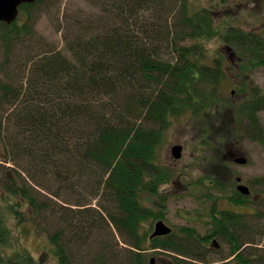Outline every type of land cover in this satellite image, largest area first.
I'll use <instances>...</instances> for the list:
<instances>
[{
  "label": "trees",
  "instance_id": "1",
  "mask_svg": "<svg viewBox=\"0 0 264 264\" xmlns=\"http://www.w3.org/2000/svg\"><path fill=\"white\" fill-rule=\"evenodd\" d=\"M45 1L19 7L22 26L0 23V155L4 164L16 168L8 166L14 174L0 192V264L44 260L37 261L27 249L29 240L43 231L40 221L55 225L47 239L56 264L118 263L111 249L86 245L85 233L94 231L88 219L97 209L87 214L83 203L74 215L70 209H56L35 195L28 179L44 182L40 186L45 191L50 184L66 190L85 184L92 197L106 199L110 207L99 208L124 247L122 264H149L156 254L169 257L168 264H208L211 238L234 256V262L221 264H255V252L249 251L253 226L246 215L218 209L224 196L213 192L224 194L219 181L203 177L210 182L198 184L207 192L197 214L204 212L211 235L183 226L150 240L152 224L164 218L140 197L158 195L171 181L173 171L158 162L157 153L177 117L201 121L198 143L203 146L210 123L229 131L233 121L245 125L251 140L262 141L258 113L264 111V88L242 83L233 95H241L237 105L222 86L232 62L236 76L264 68V35L230 24L222 27L211 9L196 10L188 0H85L89 12L65 17L62 50L27 53L23 72H16V62L6 64L10 48L31 35L27 23ZM209 43L217 46L209 50ZM227 200L233 206L253 204L235 190ZM56 214L57 229L48 220ZM145 222L149 228L144 229ZM67 233L72 239L65 242ZM259 260L264 264V258Z\"/></svg>",
  "mask_w": 264,
  "mask_h": 264
},
{
  "label": "rangeland",
  "instance_id": "2",
  "mask_svg": "<svg viewBox=\"0 0 264 264\" xmlns=\"http://www.w3.org/2000/svg\"><path fill=\"white\" fill-rule=\"evenodd\" d=\"M188 1L196 10L200 8L211 9L222 27L230 24V26L240 27L244 30H254L264 35V0H220L222 3L219 0ZM80 10H85L86 12L91 10L85 0H46L42 10L36 11L37 13L33 16V21L27 23V26H32L31 35L25 36L22 41L15 42L12 49L10 48L12 55L10 54L11 58L10 56L8 57L6 64L16 62L13 65V67L16 66V72H19L20 68V72H23L24 56L27 53L30 56H36L40 52L51 49L62 50V25H66L65 17L72 12H78ZM24 21L25 17L20 13L16 21L17 26H22ZM216 46L217 43H209L206 47L211 50ZM3 50L0 46V66L4 63ZM229 65L228 79L224 81L222 86L225 96H230V90L237 89L244 82L248 85L264 88V68L254 69L251 73H248V76L243 73L236 76L237 65L235 62ZM3 79V71L0 70V82ZM16 83L18 81H15L13 84ZM246 90L245 92H247ZM245 92L242 95H246ZM231 97L232 101H235V104H237L241 95ZM258 119L259 124L263 128L261 142L251 140L245 135V125L243 126V124L240 125L238 122L233 121L229 131L225 130L221 125L212 124V126L210 123L208 129L211 132L207 140V145L203 146L198 143L200 132L198 124L201 121H196L188 115L175 118L170 123L169 128L164 132L157 153L158 162L173 171L171 181L169 184L160 188L161 191H159L158 195L142 194L140 198L155 213L161 214L165 224L170 228L176 230L183 226L195 227L199 234L204 236L206 232H210L211 227L205 223V219L202 217L204 212L202 214L198 213L200 216L197 214L198 210L203 208L204 201L202 195L207 192L202 187L203 182L207 184L210 180L219 181V184H223L222 190L224 194L213 192V194L224 196L217 203L218 209L236 210L237 212L248 214L249 222L253 226L251 238L254 240V244L249 245V251L255 252V255H253V258H256L255 264H262V261L260 262L259 259L264 258V111L258 113ZM173 146L182 147L181 158L178 160L175 159L176 161L171 157V148ZM239 157L246 158L247 164L239 166L229 161L230 159ZM8 166L16 169L12 165L4 164L3 158L0 155V192L4 190L3 185L9 182L7 179L12 178V174H14V170H10ZM228 174L230 175L228 176ZM21 177L25 178V173H22ZM203 177H210V180H200ZM236 177H240L242 184L251 190V200L253 198L254 200L248 209L237 208V206H233L230 202H227V195H231V192L235 190ZM27 183L33 187L35 195L39 199L46 200L50 205L56 207V209L59 206L67 210L70 209L73 215L78 209H82L77 204H86L84 208L90 210L87 214L97 209L98 213L88 219L92 223L94 231L91 232L88 229L85 233L89 236L86 245L89 248L92 247V249H97L99 246H101L100 248L107 247L111 249L115 255L114 258L118 259L117 264H122V249L124 247H122V243L113 225H107L105 219L102 218L103 216L105 217V213L102 208H99V204L106 209L110 207V203L106 199L98 196L92 197V194L90 195L89 189L85 184L83 186L73 187L72 190L63 189L56 184H50L44 186L45 189L48 188L45 191L40 186L44 182L38 184L28 179ZM199 183L202 186H199ZM161 195L165 197V201L163 200V202L161 201ZM1 197L2 195L0 194V201ZM160 206L161 209H159ZM57 217V214L54 217L52 215L48 217L50 222L56 223V229L60 227ZM51 224H48V221H40V228L43 230L42 233H38L27 244V249L37 261L43 257L44 260L38 264H56L51 253L48 252L49 243L47 232L54 230L55 226ZM145 228H149L148 222L144 223ZM70 238L71 234H65V242L70 240ZM22 243L24 244V242ZM73 249H75L74 245ZM42 250L43 252H47V254H43ZM156 255L154 257L157 264H168V260L169 262L171 260L169 257H165L164 254ZM208 258L211 262L208 264L227 262L230 258L229 250L225 245H222L221 250L218 252L212 251Z\"/></svg>",
  "mask_w": 264,
  "mask_h": 264
},
{
  "label": "water",
  "instance_id": "3",
  "mask_svg": "<svg viewBox=\"0 0 264 264\" xmlns=\"http://www.w3.org/2000/svg\"><path fill=\"white\" fill-rule=\"evenodd\" d=\"M37 0H0V22L11 24L14 22L19 13V7L23 4H32ZM233 94V92H232ZM181 146H173L171 148V155L175 159H179L181 156ZM234 162L238 165H245L246 159L244 157L234 158ZM237 190L243 195H249L248 187L244 185H238ZM171 233V229L164 224L163 221L159 220L154 224V232L150 238L157 236H166ZM216 245V241L213 242ZM149 264H156L155 259L151 258Z\"/></svg>",
  "mask_w": 264,
  "mask_h": 264
},
{
  "label": "flooded vegetation",
  "instance_id": "4",
  "mask_svg": "<svg viewBox=\"0 0 264 264\" xmlns=\"http://www.w3.org/2000/svg\"><path fill=\"white\" fill-rule=\"evenodd\" d=\"M233 63V62H232ZM230 153V152H229ZM230 156V155H229ZM232 157V156H231ZM231 163H233V159H230L229 160ZM234 164V163H233ZM236 165V164H235ZM239 184H241V185H244V184H242V179L240 178V177H236V186H235V191L237 192V193H239L238 192V190H237V186L239 185ZM240 194V193H239ZM249 200H250V202H252L253 200H254V198H253V200H251V198H252V195L250 194L249 196ZM256 199V198H255ZM251 207V203H248L246 206H237V208H242V209H248V208H250ZM234 212H236V214H241V215H246V216H248V214H243V213H240V212H237L236 210L234 211ZM165 223V222H164ZM152 232H154V230L151 228V233ZM211 234H213V232L210 230V232H206V234L204 235V236H206V235H211ZM217 240L218 241V239L217 238H211L210 240H209V242H208V244H207V247H208V249L209 250H213L214 252H218L221 248H218V246L217 245H215L214 243H213V240ZM219 242V241H218ZM229 261L230 262H234V256H231L230 258H229Z\"/></svg>",
  "mask_w": 264,
  "mask_h": 264
}]
</instances>
